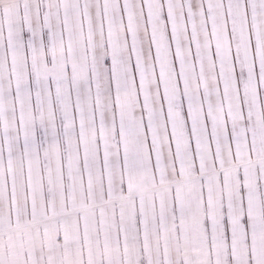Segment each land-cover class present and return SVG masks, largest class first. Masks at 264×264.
<instances>
[{
	"label": "snow or ice",
	"instance_id": "1",
	"mask_svg": "<svg viewBox=\"0 0 264 264\" xmlns=\"http://www.w3.org/2000/svg\"><path fill=\"white\" fill-rule=\"evenodd\" d=\"M0 264H264V0H0Z\"/></svg>",
	"mask_w": 264,
	"mask_h": 264
}]
</instances>
